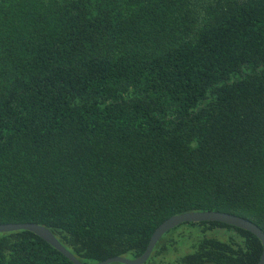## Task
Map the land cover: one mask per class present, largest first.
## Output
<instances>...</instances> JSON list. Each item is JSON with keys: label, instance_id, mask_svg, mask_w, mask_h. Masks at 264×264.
<instances>
[{"label": "trees", "instance_id": "16d2710c", "mask_svg": "<svg viewBox=\"0 0 264 264\" xmlns=\"http://www.w3.org/2000/svg\"><path fill=\"white\" fill-rule=\"evenodd\" d=\"M264 232V0H0V223L77 259L141 255L166 218ZM260 239L183 222L147 264H257ZM0 264H74L0 232Z\"/></svg>", "mask_w": 264, "mask_h": 264}, {"label": "water", "instance_id": "95a60500", "mask_svg": "<svg viewBox=\"0 0 264 264\" xmlns=\"http://www.w3.org/2000/svg\"><path fill=\"white\" fill-rule=\"evenodd\" d=\"M198 221H219L233 226L246 229L256 235L262 243V251L257 264H264V232L255 223L247 220L243 217L222 211L207 210V211H190L184 212L176 215H171L165 220H163L153 231L150 236L149 242L144 250V252L133 259L123 257V256H111L107 257L101 261L91 263V264H110L113 262H118L122 264H143L149 258L156 242L158 239L171 228L179 225L183 222H198ZM25 229L29 230L40 238L45 240L59 252H61L65 257H67L74 264H88L81 262L77 259L67 248H65L59 240L53 235V233L43 225L34 222H10V223H0V232H8L13 230Z\"/></svg>", "mask_w": 264, "mask_h": 264}, {"label": "rangeland", "instance_id": "374dc122", "mask_svg": "<svg viewBox=\"0 0 264 264\" xmlns=\"http://www.w3.org/2000/svg\"><path fill=\"white\" fill-rule=\"evenodd\" d=\"M110 264H122V263L113 262V263H110ZM143 264H147V263L145 262V263H143Z\"/></svg>", "mask_w": 264, "mask_h": 264}]
</instances>
